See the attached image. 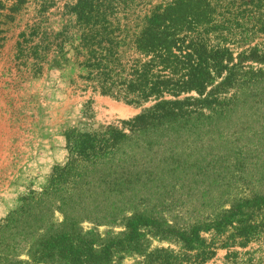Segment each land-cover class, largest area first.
I'll return each mask as SVG.
<instances>
[{
    "label": "trees",
    "instance_id": "16d2710c",
    "mask_svg": "<svg viewBox=\"0 0 264 264\" xmlns=\"http://www.w3.org/2000/svg\"><path fill=\"white\" fill-rule=\"evenodd\" d=\"M31 6L35 15L21 24ZM10 33L21 74L70 70L71 86L152 104L123 128H68V161L54 169L48 190L88 185L83 171L116 156L131 137L125 125L143 135L207 120L264 77V0H0V42ZM84 114L91 120L95 111L87 106ZM238 201L189 224L134 214L120 237L99 245L68 233L56 248L70 264H124L128 256L132 264H207L222 250L216 264H264V193ZM154 240L177 249L154 248Z\"/></svg>",
    "mask_w": 264,
    "mask_h": 264
},
{
    "label": "rangeland",
    "instance_id": "374dc122",
    "mask_svg": "<svg viewBox=\"0 0 264 264\" xmlns=\"http://www.w3.org/2000/svg\"><path fill=\"white\" fill-rule=\"evenodd\" d=\"M35 13L31 6L19 17L21 24ZM59 20L53 18L54 27ZM14 47V33L0 42V264H70L56 248L55 239L64 234L100 245L126 233L134 214L189 224L249 192L264 193V77L207 120L143 135L125 125L131 137L116 156L83 171L88 185L48 190L54 169L68 161V128H123L122 122L152 104L133 106L71 86L70 70L40 79L21 74ZM87 106L95 111L91 120L85 118ZM153 247L177 249L159 240ZM134 262L130 256L124 260Z\"/></svg>",
    "mask_w": 264,
    "mask_h": 264
}]
</instances>
